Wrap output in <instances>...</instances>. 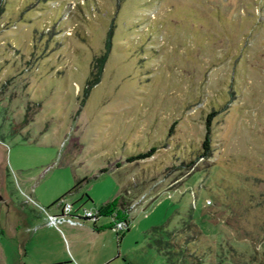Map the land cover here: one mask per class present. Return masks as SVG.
Instances as JSON below:
<instances>
[{
	"label": "rangeland",
	"instance_id": "obj_1",
	"mask_svg": "<svg viewBox=\"0 0 264 264\" xmlns=\"http://www.w3.org/2000/svg\"><path fill=\"white\" fill-rule=\"evenodd\" d=\"M68 203L111 264H264V0H0V264L64 256Z\"/></svg>",
	"mask_w": 264,
	"mask_h": 264
},
{
	"label": "crops",
	"instance_id": "obj_2",
	"mask_svg": "<svg viewBox=\"0 0 264 264\" xmlns=\"http://www.w3.org/2000/svg\"><path fill=\"white\" fill-rule=\"evenodd\" d=\"M84 222L85 223H83L80 227L69 226L63 223L61 224V228H53L57 234L65 238L68 246H71L72 248H69L68 252H65L64 256L54 259L46 258L45 261L40 264H111L119 259V253L115 254V252L111 251V249L110 251H106L104 248L100 249V247L95 244L90 245L88 243V245H86L85 243L81 244L76 241L77 238L74 234H76L78 228L88 229L90 234L94 237H99L101 234L105 233L103 230L104 227H97L96 225L95 229L93 224L90 225L88 221ZM45 224L43 225L45 226ZM120 240H118V242Z\"/></svg>",
	"mask_w": 264,
	"mask_h": 264
},
{
	"label": "trees",
	"instance_id": "obj_3",
	"mask_svg": "<svg viewBox=\"0 0 264 264\" xmlns=\"http://www.w3.org/2000/svg\"><path fill=\"white\" fill-rule=\"evenodd\" d=\"M108 34H111V28L108 31ZM110 51V44H109V40L106 42V50L105 53L103 54L102 57H98L99 59L95 60L94 66H96V68H101V66L103 65V60L104 58L107 56V53H109ZM219 113V111L217 110H211L208 114H206L205 119H204V138L200 143V149L198 151V153L196 154V160L199 159H208L211 156V151H212V139H211V135H212V120L213 118ZM175 124V123H174ZM173 124V125H174ZM174 126H171V130L172 131ZM157 147L155 146H151L150 148H148L145 151L142 152H138L136 154H132L129 155L128 157H126L125 162L130 163V162H134L137 160H142V159H146L150 156H152L154 154V152L156 151ZM195 159V158H194ZM194 163L193 160L189 161V165H192ZM106 168H103L100 170V172H105ZM81 182L77 181L74 185V189L78 186V184ZM123 196H121V194H119L118 196H116V198H114L112 201H109L107 203H105L103 206H101L98 209V212L100 213V216H108L110 215L114 210H117V214L122 215V211H124L125 207H126V203H124L123 201ZM117 208V209H116ZM94 228L96 229L95 224H93ZM106 228L112 229V225L108 224V226ZM118 240H120V238H118Z\"/></svg>",
	"mask_w": 264,
	"mask_h": 264
},
{
	"label": "built area",
	"instance_id": "obj_4",
	"mask_svg": "<svg viewBox=\"0 0 264 264\" xmlns=\"http://www.w3.org/2000/svg\"><path fill=\"white\" fill-rule=\"evenodd\" d=\"M59 202H57V204ZM65 208L67 209V211L73 210V212L65 214L66 216L63 215V214L52 216L50 218V223L56 224L58 222H65L66 221L68 224L73 225V224L79 223V222L84 221V220H95V218L98 216L94 212L87 211V210H82L79 206L78 207H73V204H70V203L60 206V209H61L62 212L65 211ZM63 217H68V218L65 220V218H63ZM122 224H125V222L124 223H122V222L116 223L115 224L116 225L115 229L116 230H120Z\"/></svg>",
	"mask_w": 264,
	"mask_h": 264
}]
</instances>
